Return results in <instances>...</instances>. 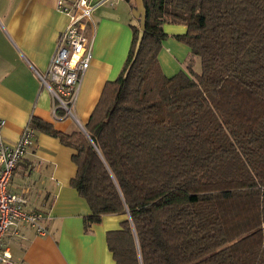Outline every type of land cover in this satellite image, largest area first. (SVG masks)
<instances>
[{"label":"trees","instance_id":"obj_1","mask_svg":"<svg viewBox=\"0 0 264 264\" xmlns=\"http://www.w3.org/2000/svg\"><path fill=\"white\" fill-rule=\"evenodd\" d=\"M129 2V0H124ZM126 60L81 131L34 130L74 151L70 186L116 264H264V0H142ZM200 60L163 75L164 24Z\"/></svg>","mask_w":264,"mask_h":264},{"label":"crops","instance_id":"obj_2","mask_svg":"<svg viewBox=\"0 0 264 264\" xmlns=\"http://www.w3.org/2000/svg\"><path fill=\"white\" fill-rule=\"evenodd\" d=\"M98 2L100 0H93ZM57 0H0V119L1 134L10 145L32 118L54 130L70 134L87 123L104 85L114 81L126 60L132 27L142 29V0H111L92 15L86 33L92 42V57L78 91L74 119H55L52 97L40 84L56 42L68 24V17L56 9ZM169 36L161 44L157 59L166 77L186 72L192 59L190 49L173 37L185 27L164 24ZM195 58H193V64ZM32 146L17 164L9 191L27 200V209L40 213L45 235L38 236L26 226L19 235L5 240L18 264H116L106 243V234L119 231L123 215L102 216L84 231L89 215L86 202L70 186L76 168L74 151L57 138L34 130Z\"/></svg>","mask_w":264,"mask_h":264},{"label":"built area","instance_id":"obj_3","mask_svg":"<svg viewBox=\"0 0 264 264\" xmlns=\"http://www.w3.org/2000/svg\"><path fill=\"white\" fill-rule=\"evenodd\" d=\"M111 0H57L56 9L68 17V24L60 34L54 53L44 75L37 74L40 84L52 97V113L55 119H74V106L82 77L92 57V42L86 36L92 26L96 8ZM5 120L0 119V264H18L8 250L5 240L19 235L22 226L31 228L36 235H45L42 215L27 209V200L11 193L9 186L17 164L34 146L35 131L30 126L22 129L17 142L6 143L1 131Z\"/></svg>","mask_w":264,"mask_h":264},{"label":"rangeland","instance_id":"obj_4","mask_svg":"<svg viewBox=\"0 0 264 264\" xmlns=\"http://www.w3.org/2000/svg\"><path fill=\"white\" fill-rule=\"evenodd\" d=\"M86 36H87V33H86ZM195 58V62L193 64V67H192V70L193 72L195 73H199L200 72V60L197 58V57H193ZM192 62H193V59H192ZM78 131H81L80 129Z\"/></svg>","mask_w":264,"mask_h":264},{"label":"water","instance_id":"obj_5","mask_svg":"<svg viewBox=\"0 0 264 264\" xmlns=\"http://www.w3.org/2000/svg\"><path fill=\"white\" fill-rule=\"evenodd\" d=\"M80 130H81V132H82V133H84V134H85V130H84V128H83V127H80Z\"/></svg>","mask_w":264,"mask_h":264}]
</instances>
